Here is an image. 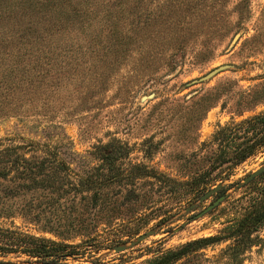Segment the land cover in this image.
<instances>
[{
	"label": "rangeland",
	"instance_id": "374dc122",
	"mask_svg": "<svg viewBox=\"0 0 264 264\" xmlns=\"http://www.w3.org/2000/svg\"><path fill=\"white\" fill-rule=\"evenodd\" d=\"M262 10L264 0H0V73L18 64L7 73L16 83L7 82L10 115L0 114V138L49 143L78 175L96 171L101 151L109 152L115 171L130 178L116 197L137 194L135 211L123 200L129 206L93 235L103 247L69 264H87L92 254L138 264L160 248L214 234L242 211L248 182L234 183L264 162V147L233 167L218 165L212 161L225 140L212 133L264 110ZM219 64L227 66L199 79ZM25 68L27 88L18 79ZM132 171L140 174L131 178ZM251 180L260 184L264 175ZM111 187L114 193L117 183ZM220 193L221 201L196 215ZM0 225L52 237L19 216ZM257 233L261 244L237 264H264V226ZM121 242L122 250L105 248ZM224 245L201 248L188 264H225L218 255Z\"/></svg>",
	"mask_w": 264,
	"mask_h": 264
},
{
	"label": "trees",
	"instance_id": "16d2710c",
	"mask_svg": "<svg viewBox=\"0 0 264 264\" xmlns=\"http://www.w3.org/2000/svg\"><path fill=\"white\" fill-rule=\"evenodd\" d=\"M17 66V62L10 63L0 73V98L6 100L3 101L6 108L0 113L3 115H10L6 110L11 106L8 104L10 87L7 82L16 83L14 78L7 77V73H14ZM36 73L43 74L41 69ZM18 79L28 87L31 80L28 68L23 69ZM236 125L219 126L212 133L213 139L225 140L218 147L212 163L227 162L228 167H233L264 147V110L240 120ZM237 134L241 139L232 141L231 138ZM100 155L102 163L96 171H88L84 175L71 174L67 164L57 157L55 148L49 143L30 139L15 143L10 136L0 138V218L19 216L24 225L52 235L36 234L17 225H0V264H69L67 258L81 257L88 249L103 247L99 245L102 243H95L93 235L101 227L109 226L112 218L124 210L122 206H129L126 200L130 203L129 209L135 211L132 200L136 201L137 194L130 189L134 198L128 193L120 199L116 197L119 186L130 178L120 175L111 166V153L101 151ZM132 172L131 178L140 174ZM263 175L264 171L257 176ZM114 182L117 190L113 193L111 183ZM246 186L247 201L242 211L226 220L214 234L160 248L138 264H188L197 259L201 248L224 241L218 255L226 258L225 264H237L247 249L260 245L263 240L257 231L264 226V180L260 184L250 180ZM75 236L84 239L80 243L65 241ZM89 257L87 264H115L94 254Z\"/></svg>",
	"mask_w": 264,
	"mask_h": 264
},
{
	"label": "water",
	"instance_id": "95a60500",
	"mask_svg": "<svg viewBox=\"0 0 264 264\" xmlns=\"http://www.w3.org/2000/svg\"><path fill=\"white\" fill-rule=\"evenodd\" d=\"M238 34L233 35L232 40L235 41V39L237 38ZM227 66V64H219L216 65L214 67H212L211 69H209L207 72H205L204 74H202L199 79H204L209 77L210 75L214 74L215 72H217L218 70L222 69L223 67ZM262 171H264V162L259 164L256 168H254L253 170L247 172L245 175H243L241 177V179L235 181L234 186L238 187L241 186L245 183H247L248 181H250L251 179H253L255 176H257L259 173H261ZM221 186V183H215L213 186L209 187L208 189H206L205 191H203L200 195H199V199L206 197L207 195H209L210 193L216 192ZM225 194L224 193H220L213 201H211L210 203H208L207 205H205L200 211H198L196 213V215H200L204 212H206L207 210L211 209L213 206H215L219 201H221L224 198ZM153 232V229H147L141 233H138L134 239L128 240L129 244H133L135 241H138L140 239H142L143 237H145L146 235L150 234ZM126 243L125 242H121V243H115L113 245H110L108 248H112L115 251H119L122 250L123 248H125Z\"/></svg>",
	"mask_w": 264,
	"mask_h": 264
}]
</instances>
